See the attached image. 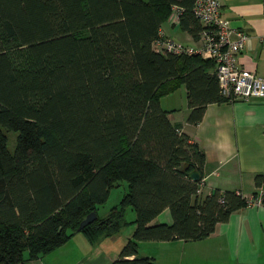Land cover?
Segmentation results:
<instances>
[{
	"label": "trees",
	"instance_id": "16d2710c",
	"mask_svg": "<svg viewBox=\"0 0 264 264\" xmlns=\"http://www.w3.org/2000/svg\"><path fill=\"white\" fill-rule=\"evenodd\" d=\"M193 1L0 0V264L53 251L92 211L79 230L92 244L135 225L110 264H158L139 241L202 239L248 204L239 190L197 192L204 152L160 104L184 84L186 121L197 123L208 103L230 99L211 59L152 46L174 5L198 37ZM253 181L264 203V172ZM165 208L172 222H152Z\"/></svg>",
	"mask_w": 264,
	"mask_h": 264
},
{
	"label": "crops",
	"instance_id": "0c3cea01",
	"mask_svg": "<svg viewBox=\"0 0 264 264\" xmlns=\"http://www.w3.org/2000/svg\"><path fill=\"white\" fill-rule=\"evenodd\" d=\"M219 2L221 14L229 19L230 24L250 35L238 54L239 65L254 67L264 76V41L261 40L264 0ZM187 27L188 24L182 27L180 21H174L170 15L162 22L160 30L193 45L200 32L195 38ZM186 94V86L180 84L176 90L162 96L160 104L169 111L170 121L180 123L181 131L204 152L202 193L207 194L214 188L233 189L251 200L256 190L253 177L264 172V97L250 100L230 97L223 102L208 103L202 119L188 123ZM119 185L124 186V193L127 183L123 181ZM127 212L130 219L134 218L133 211L127 209ZM152 222L171 223L169 208L163 209ZM134 228L135 225L130 224L118 235L95 244L82 235L73 234L46 255L16 264H110L118 257ZM78 236H82L83 245L75 242ZM138 253L153 257L158 264H264V203L252 202L232 212L227 221L217 223L214 231L202 239L141 240Z\"/></svg>",
	"mask_w": 264,
	"mask_h": 264
},
{
	"label": "built area",
	"instance_id": "2783aa9c",
	"mask_svg": "<svg viewBox=\"0 0 264 264\" xmlns=\"http://www.w3.org/2000/svg\"><path fill=\"white\" fill-rule=\"evenodd\" d=\"M219 0H194L192 13L201 28L198 41L191 45L165 34L160 29L152 41L156 51L175 54H199L203 58L214 62V71L219 82L221 92L231 98L250 100L264 97V76L257 73L254 67H242L238 63V54L242 52L250 35L230 24L229 19L220 11ZM171 18L179 21L182 7L173 6ZM264 41V33L261 36ZM204 185L203 178L199 182L197 192L201 193ZM263 193V192H259ZM248 200L260 203L261 196Z\"/></svg>",
	"mask_w": 264,
	"mask_h": 264
},
{
	"label": "rangeland",
	"instance_id": "374dc122",
	"mask_svg": "<svg viewBox=\"0 0 264 264\" xmlns=\"http://www.w3.org/2000/svg\"><path fill=\"white\" fill-rule=\"evenodd\" d=\"M15 136H16V133L13 132V131H9L7 133V137H8V148H9L10 151H13V148H14V145H15V138H16ZM123 187L124 186L119 185V186H114V187L111 188L110 195H109L108 200L106 201L105 204L99 206L98 212H99L100 215L104 214V212H108L109 209L111 208V206L119 201L121 195L123 194L122 193L123 192ZM126 226L127 227H124L123 229L130 227V225H126ZM122 231L123 230H121V232ZM74 235H82V236H84L86 238V236L84 235V233L81 232V231L75 232ZM82 236H78V238H77V240L75 242L80 243V244L83 245V243H82V239H83ZM46 254L47 253H44V254H41V255H46ZM63 255H65V254H63Z\"/></svg>",
	"mask_w": 264,
	"mask_h": 264
},
{
	"label": "water",
	"instance_id": "95a60500",
	"mask_svg": "<svg viewBox=\"0 0 264 264\" xmlns=\"http://www.w3.org/2000/svg\"><path fill=\"white\" fill-rule=\"evenodd\" d=\"M187 176H189L192 180H199L200 179V173L197 169H193L191 171L187 172ZM96 218V212L92 211L88 213L79 223V226L77 227V230L79 231L81 228H83L85 225L89 224Z\"/></svg>",
	"mask_w": 264,
	"mask_h": 264
}]
</instances>
